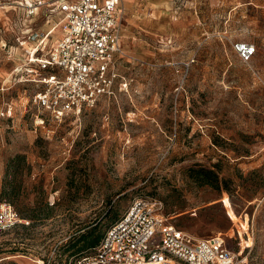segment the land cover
<instances>
[{"label":"rangeland","instance_id":"rangeland-1","mask_svg":"<svg viewBox=\"0 0 264 264\" xmlns=\"http://www.w3.org/2000/svg\"><path fill=\"white\" fill-rule=\"evenodd\" d=\"M49 5L0 0V201L29 221L0 235V264H74L71 238L105 233L141 197L264 264V0H123L115 95L62 121L32 102ZM238 42L257 46L251 62ZM200 168L230 190L199 185Z\"/></svg>","mask_w":264,"mask_h":264},{"label":"built area","instance_id":"built-area-1","mask_svg":"<svg viewBox=\"0 0 264 264\" xmlns=\"http://www.w3.org/2000/svg\"><path fill=\"white\" fill-rule=\"evenodd\" d=\"M120 1L48 0L58 19L29 60L38 72L47 73L41 79L43 90L32 98L38 109L60 121L79 118L115 95L120 78L116 61L122 53ZM41 5H29V15ZM56 30L60 37L54 41ZM235 51L249 63L257 46L238 42ZM27 223L11 203L0 201V235ZM74 264H246V259L227 246L223 233L194 238L171 222L161 201L141 197Z\"/></svg>","mask_w":264,"mask_h":264},{"label":"trees","instance_id":"trees-1","mask_svg":"<svg viewBox=\"0 0 264 264\" xmlns=\"http://www.w3.org/2000/svg\"><path fill=\"white\" fill-rule=\"evenodd\" d=\"M194 172L196 174L195 177L196 182H198L199 185L201 186L209 185L218 190H222L223 188L226 190H230L229 187L227 186L226 181H223L224 185H221V180L217 172L205 168H200L198 170H195ZM232 205L235 206V203L232 202ZM104 234L105 233L98 231L96 227H90L89 229L85 230L83 233L79 234L78 236L71 238L64 252L69 253L70 257L79 258L84 254L92 251L94 248H96L99 245Z\"/></svg>","mask_w":264,"mask_h":264},{"label":"crops","instance_id":"crops-1","mask_svg":"<svg viewBox=\"0 0 264 264\" xmlns=\"http://www.w3.org/2000/svg\"><path fill=\"white\" fill-rule=\"evenodd\" d=\"M122 1H120V5H119V15H120V23H121V48H122V51H123V43H124V38H125V21H126V18H125V14H124V10L122 8ZM53 35H56V38L53 39L54 41L57 40L59 37H60V30H56L53 32ZM120 74V73H119Z\"/></svg>","mask_w":264,"mask_h":264}]
</instances>
